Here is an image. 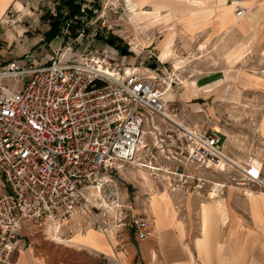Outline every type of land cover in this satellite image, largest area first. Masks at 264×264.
<instances>
[{
  "label": "built area",
  "instance_id": "1",
  "mask_svg": "<svg viewBox=\"0 0 264 264\" xmlns=\"http://www.w3.org/2000/svg\"><path fill=\"white\" fill-rule=\"evenodd\" d=\"M18 12L11 7L1 28ZM236 14L243 18L246 10L238 6ZM67 51L73 48L61 45L49 63L27 53L0 66V80H14L11 86L0 82V264L8 263L26 222L53 223L60 230L86 193L106 189L110 173L125 164L160 171L158 164L165 162L181 177L186 167L215 170L237 187L264 192V160L239 164L225 152L218 131L168 120L152 142L145 138L146 126L165 111L151 76L137 68L129 73L92 51L82 62L68 60ZM225 187L214 183L211 190L218 197ZM114 204V221L95 225L117 234L127 230L138 239L151 236L147 215L125 213L118 200Z\"/></svg>",
  "mask_w": 264,
  "mask_h": 264
},
{
  "label": "rangeland",
  "instance_id": "2",
  "mask_svg": "<svg viewBox=\"0 0 264 264\" xmlns=\"http://www.w3.org/2000/svg\"><path fill=\"white\" fill-rule=\"evenodd\" d=\"M125 2V0H85L83 9L88 8L92 11L91 15L88 14L83 18L87 32L82 34V30H79L78 36L74 37L71 30L67 31L65 28L57 38L48 41L46 33L50 30L52 17L58 15L62 2L60 0L18 1L15 6L19 12L15 17H11L10 21L9 18L6 19L7 22L3 25L5 28L0 26V66L14 60L21 61L27 53L37 55L43 64L49 63L54 50L64 45L73 48V52L66 53L68 60L82 62L83 54L92 51L96 56L106 57L114 65L120 64L129 73L138 67L136 71L151 76L153 83L163 92L164 99L167 100L165 111L171 121L201 131H218L223 137L225 152L245 167L251 159L254 163L261 162L263 149L260 148L261 144L258 141L257 124L264 109V86L251 90L236 82L247 73L260 75L264 80V65L261 64V60L250 64L243 60L238 66H220L219 62L223 60L220 55L226 51L203 44L201 35H195L198 29L213 24L214 20V22L205 21L201 27L192 30L185 26L178 13L147 11L142 8L132 13L127 9ZM63 9L67 11L66 8ZM176 23L183 27V31L175 26ZM169 31L172 33L168 43L169 52L164 54L160 46L167 39ZM257 31L227 54V60L231 65L242 60L249 52L251 44L259 37L260 28ZM111 38H116L117 44L122 47L127 46L132 53L122 55L119 50L106 42ZM248 42L251 43L245 50ZM218 67L227 70L226 81L219 78L207 83L208 92L203 95L201 90L205 84L201 85L194 80L199 75ZM0 82L11 86L14 80L6 78ZM18 83L20 87L23 86L22 79H19ZM189 87L193 90L191 94L188 92ZM186 89L187 98L181 99ZM191 95L199 96L189 99ZM154 121L155 123L150 122L145 129V138L149 142H152L159 132H163L169 122L163 121L160 115L155 116ZM153 124L157 126L156 129ZM158 166L161 167L160 171L128 164L114 170L110 173V177H107L111 181L106 189H101L102 197L93 201L86 198L85 202L80 203L72 218L65 223V228L78 227L83 230L86 227H101L98 222L95 225L97 220L100 223L104 219L114 221L119 211L114 204L115 200L122 205L125 213L130 210L132 214H145L148 217L155 190L167 191L168 197L170 198L171 195L176 198V202H181L182 197H187L189 194L211 199L216 198L214 195H217L211 190L214 183L227 182L225 174L215 170L186 167L185 176L181 177L174 173L176 171L174 165L160 162ZM140 170H144L153 180L155 189L152 190V187L143 183ZM227 185L235 187V184L230 182H227ZM101 200L108 203L111 208L103 206ZM124 205L132 208L125 206V209ZM52 226L55 232V226Z\"/></svg>",
  "mask_w": 264,
  "mask_h": 264
},
{
  "label": "crops",
  "instance_id": "3",
  "mask_svg": "<svg viewBox=\"0 0 264 264\" xmlns=\"http://www.w3.org/2000/svg\"><path fill=\"white\" fill-rule=\"evenodd\" d=\"M18 1L0 0V19L11 7L16 9ZM125 1L128 10L142 8L147 11H158L152 2L160 1L164 4L160 9L162 13H178L185 26L192 30L205 21L214 20L213 24L198 29L195 35H201L203 44L226 51L220 55L223 59L220 66H238L243 60L249 64L261 60L264 65V0H149L142 5L140 0ZM190 3H200L202 7L197 10V17L204 21L199 20L197 26L192 20L196 10L188 9ZM238 6L246 10L241 19L236 14ZM207 11L212 13L206 15ZM175 26L183 31L180 24ZM258 28L261 30L259 37L253 41L249 52L231 65L227 54L258 32ZM171 34L169 31L160 48L171 39ZM226 73L227 70L218 67L194 81L205 84L201 92L206 95L209 86L206 84L219 78L226 81ZM236 82L251 90L264 86L262 77L252 73ZM186 92L187 89L181 99L187 98ZM188 92L193 93L191 87ZM198 96L191 95L189 99ZM257 134L264 160V109ZM198 196L189 194L176 202L170 195L171 203H164L165 217L160 223L150 206L148 218L152 234L146 239H138L127 230L117 234L93 225L82 230L65 228L64 224L60 230L54 227L55 233L50 223L26 222L7 264H264V192L227 185L216 198Z\"/></svg>",
  "mask_w": 264,
  "mask_h": 264
},
{
  "label": "trees",
  "instance_id": "4",
  "mask_svg": "<svg viewBox=\"0 0 264 264\" xmlns=\"http://www.w3.org/2000/svg\"><path fill=\"white\" fill-rule=\"evenodd\" d=\"M85 0H60L62 7L58 9V15L51 20L50 30L46 33V40L52 41L57 38L63 29L68 28L71 30V33L74 37L78 36V31L86 33L87 29L84 27L85 22L83 18L88 14L91 15L92 11L86 8L83 11V4ZM63 8H66L67 11H64ZM116 38H111L106 42L115 47L120 51L122 55H129L132 52L129 51L128 47H122L116 43Z\"/></svg>",
  "mask_w": 264,
  "mask_h": 264
},
{
  "label": "bare ground",
  "instance_id": "5",
  "mask_svg": "<svg viewBox=\"0 0 264 264\" xmlns=\"http://www.w3.org/2000/svg\"><path fill=\"white\" fill-rule=\"evenodd\" d=\"M149 0H140L139 2H140V4L142 5L143 3H146V2H148ZM18 3V2H17ZM152 4L157 8V10L158 11H156V12H160V9H163L164 8V4H161V2L160 1H154V2H152ZM199 4L200 3H190L189 4V10H196V11H194L193 12V18H192V20H193V24H194V26H197V24H198V21L199 20H203V19H199V17H197V15H198V13H197V10L199 9V8H202L201 6H199ZM130 12H132V13H136L137 12V10L135 9V8H133V9H131V11ZM212 12L211 11H207L206 12V15H210ZM188 14V13H187ZM238 19H241V18H238ZM207 20V19H206ZM204 21V20H203ZM169 41L170 40H168L167 41V43L164 45V47H163V49L162 50H164L163 52H164V54H168V52H169ZM171 47V46H170ZM162 52V53H163ZM173 55V54H172ZM166 56V55H165ZM164 58H167V57H164ZM170 59V58H169ZM168 91V90H167ZM166 91V92H167ZM162 97H163V99H164V94H163V92H162ZM164 101H167L166 99H164ZM163 119H165V120H170L171 121V118H170V116L167 114V111H164V113L162 114V115H160ZM172 121H174V120H172ZM176 122V121H175ZM218 128V127H217ZM216 128V129H217ZM220 129V128H219ZM145 136H146V132H145ZM139 174H140V177L142 178V180H143V183H145V184H147L148 186H150V187H152V190H153V188H154V183H153V180L149 177V175L144 171V170H140V172H139ZM155 189V188H154ZM156 192L155 193H153V196H152V198H151V207H152V209H153V211L156 213V215H157V217H158V223H160L159 222V220H162V219H164V217H165V206H164V203H167V204H170L171 203V200H170V198L168 197V192L167 191H165V192H161V191H159L158 192V190H155ZM216 194V193H215ZM252 195V194H251ZM214 196H216V195H214ZM102 196H101V189H100V186H97V187H94V188H91L88 192H87V194H86V198L88 199V200H91V201H93L94 199L95 200H97V199H99V198H101ZM101 201H103V206H105L106 208H111L110 207V205L108 204V203H106L104 200H101ZM97 203V202H96ZM95 203V204H96ZM100 203V202H99ZM102 206V205H101ZM82 209V208H81ZM50 224H52V225H54L55 226V230H58V227L55 225V224H53V223H50ZM57 238V237H56ZM60 239V238H59ZM60 241V240H59Z\"/></svg>",
  "mask_w": 264,
  "mask_h": 264
}]
</instances>
